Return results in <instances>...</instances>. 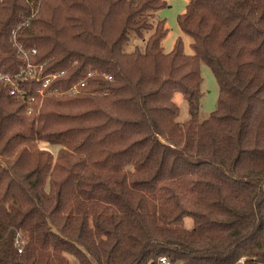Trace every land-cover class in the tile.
<instances>
[{
	"label": "trees",
	"instance_id": "16d2710c",
	"mask_svg": "<svg viewBox=\"0 0 264 264\" xmlns=\"http://www.w3.org/2000/svg\"><path fill=\"white\" fill-rule=\"evenodd\" d=\"M166 4L0 1V71L21 63L18 26L45 74L64 70L43 97L0 83V264H264V0H188L191 54L162 48ZM201 62L219 87L203 120Z\"/></svg>",
	"mask_w": 264,
	"mask_h": 264
},
{
	"label": "rangeland",
	"instance_id": "374dc122",
	"mask_svg": "<svg viewBox=\"0 0 264 264\" xmlns=\"http://www.w3.org/2000/svg\"><path fill=\"white\" fill-rule=\"evenodd\" d=\"M188 0H166V6L156 10L154 20L164 19L165 26L167 28L166 35L161 40L162 48L165 52H168L172 49L175 40L178 37H181L184 43V51L187 54L192 53V49L190 47L191 38L185 34L177 23V15L182 13L185 9L186 3ZM153 30H148L145 32L143 38H139L135 35L134 32H129L128 40L123 45V50L125 52H130L134 50L136 46H143L145 40L149 36V34ZM200 72L202 77L201 82V97H200V106H199V113L198 119L203 120L206 118L211 111L216 108V102L218 97L219 87L217 81L211 71L210 67L206 65L204 62L200 64ZM173 101L179 106L180 112L177 117V120L182 122L189 117L187 111V101L183 97V95L179 91H175L172 96ZM47 150H51V152L55 153L56 147H48ZM191 218L185 217L184 225L185 227L189 228L191 226Z\"/></svg>",
	"mask_w": 264,
	"mask_h": 264
},
{
	"label": "built area",
	"instance_id": "2783aa9c",
	"mask_svg": "<svg viewBox=\"0 0 264 264\" xmlns=\"http://www.w3.org/2000/svg\"><path fill=\"white\" fill-rule=\"evenodd\" d=\"M1 1V0H0ZM20 26L12 29L11 31V40L12 46L17 52V55L21 58V63L16 70V72H1L0 71V83L6 86V92L10 96H15L17 98L25 97V89L21 87V83L30 80H36L42 83L41 87L38 89L39 94L43 97L45 96L44 88L47 84L57 76H60L64 73V70H60L57 72L47 73L43 72L44 63H37L33 61V56L36 54V49H26L22 46L17 38V31ZM92 72H88L87 76H90ZM108 79H111V76H106ZM84 80L80 79L78 82L74 83L68 91L76 92L79 89V86L84 84ZM56 91V90H54ZM52 93V92H51ZM37 144L41 148L47 149V144L42 141H37ZM14 245L17 248L18 252L22 251L23 240L19 235L16 236L14 240ZM242 262V260H240ZM153 264H183L181 261H173L169 259L165 255H161L157 258V260Z\"/></svg>",
	"mask_w": 264,
	"mask_h": 264
}]
</instances>
